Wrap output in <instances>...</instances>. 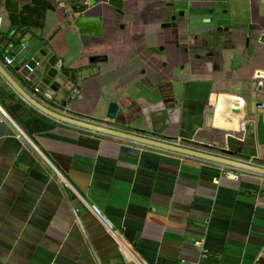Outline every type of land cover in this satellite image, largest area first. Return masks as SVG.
<instances>
[{
  "label": "crops",
  "instance_id": "crops-1",
  "mask_svg": "<svg viewBox=\"0 0 264 264\" xmlns=\"http://www.w3.org/2000/svg\"><path fill=\"white\" fill-rule=\"evenodd\" d=\"M50 1L57 11L48 12L43 33L54 36L66 66L74 67L78 58L85 62L98 49L109 56L89 77L82 98L68 105L70 115L215 154L246 153L249 162L264 157V125L254 121L264 112L256 105L264 103V50L254 36L259 30L251 45L261 55L250 56L247 68L226 76L203 69V77L191 78L184 101L164 106L150 101L156 99L154 91L144 89L150 98L141 97L135 73L143 62L133 54L136 36L155 34L152 13L165 10L158 8L160 0H134L136 14L130 0H124L123 14L105 0H95L94 13L104 17L102 38L72 30L65 16L73 0ZM4 2L0 0L3 17ZM202 4L201 16L217 25H234L231 38L238 49H244V25L237 21L251 26L264 19V0ZM4 21L2 62L13 57L10 44L23 31L13 32ZM202 26H188L189 40L200 31L212 41L211 25ZM72 33L78 36L75 44ZM98 42L100 46L92 45ZM246 76L256 79L253 104L246 89L230 91L248 101L246 118L232 123L217 119L211 95L224 92L225 78ZM12 92L0 75V264H264V177L92 134L41 114ZM111 99L121 106L116 122L105 119ZM19 130L24 137H18Z\"/></svg>",
  "mask_w": 264,
  "mask_h": 264
},
{
  "label": "water",
  "instance_id": "water-1",
  "mask_svg": "<svg viewBox=\"0 0 264 264\" xmlns=\"http://www.w3.org/2000/svg\"><path fill=\"white\" fill-rule=\"evenodd\" d=\"M105 1L114 7L117 12L121 11L124 4V0ZM94 8L96 7L94 6L83 12H76V9H74L76 13L74 16L72 14L65 16L68 22H72V30L78 29L80 36L103 37L104 17L102 14L93 13ZM3 9L13 32L18 29H22L23 31L18 33L17 37H14V42L10 44V48L14 53V62L10 66L5 67L0 60V75L28 101L31 107L41 114L99 136L136 142L140 145L152 146L201 160L215 162L264 177V157L255 156L254 160L249 162V154L246 153L238 152L235 154V152L229 151V155L227 156L215 154L210 151L191 148L184 144L150 138L137 132L120 130L103 124V122L96 121L95 118H79L64 114L62 110H66L70 102L82 98L85 84L91 75L88 74L85 68L86 63L80 58L76 59L74 67L66 66L65 59L57 54L58 46L54 41V36H47L43 33L47 24L48 12H56L57 6L50 0H29L27 2L5 0ZM202 21L207 24L211 23L212 20L202 16ZM30 28H36L40 31L31 32ZM250 28L260 31V33L254 35L255 41L264 50V26L259 29L255 24H252ZM76 35V33H72L74 44L78 42V36ZM92 45L100 46L101 42L93 43ZM252 48V56L259 57L261 55L260 51L254 50V47ZM224 56L228 65L230 63V70L237 72L243 60L242 54L233 52L230 55V53L226 52ZM108 60V55L98 54L92 56L89 62L102 63L108 62ZM233 80H235V83H233ZM255 80V78L251 79V83L246 85L241 79L226 78L223 87L224 92H214L210 98V102L217 107V119L226 123H232L234 119L244 120L246 118L248 114L246 110L248 101L253 104L256 99L254 98V91L252 89ZM259 87L261 90L263 89L262 81ZM236 88L237 90L240 89L241 92H244L245 89L247 90L245 96L248 97V101L243 96L230 92ZM36 89H38L37 95L45 97L55 105H47L34 96L33 92ZM105 93V95L109 96L111 92L106 91ZM102 99H105L104 94L102 95ZM259 103L257 101L256 105ZM120 109L121 106L118 101L113 99L108 100L105 119L116 122ZM254 121L264 125V112L260 115L258 114Z\"/></svg>",
  "mask_w": 264,
  "mask_h": 264
},
{
  "label": "flooded vegetation",
  "instance_id": "flooded-vegetation-1",
  "mask_svg": "<svg viewBox=\"0 0 264 264\" xmlns=\"http://www.w3.org/2000/svg\"><path fill=\"white\" fill-rule=\"evenodd\" d=\"M160 3L158 8L163 7L165 10L161 12L155 10L152 13L154 23H156L155 34L145 35L146 41H143L144 38H141V35L136 36V47L133 54L134 58L143 62V65L135 73V86L143 91L141 93L142 98H150L144 90L148 89L156 93L157 100L151 98L152 103L158 101L165 106L169 101H173L174 104L182 99L184 101L186 99V89L192 85L191 78L193 76L203 77L201 73L203 69H207L212 74L219 72L224 76L231 71L230 63L228 65L225 60L224 55L226 52L230 55L232 51L242 54L243 60L238 72L247 68L248 58L253 54L251 42L252 35L255 32L254 29L250 28V24L247 25L243 21H237L239 24L244 25V30L240 34L244 38V49H238L231 38L234 25H217L213 22L203 23L200 15L203 0H160ZM130 4L132 13L136 14V8H133L135 1L130 0ZM95 5V0L93 2L73 0L67 15L72 14L74 16L76 14L74 9H76V12H83ZM95 10L96 8L93 11ZM118 13H124L123 7ZM161 14L164 15V19L159 20L158 16ZM133 16L131 15L132 18ZM198 20L200 22H197ZM203 24L211 25L212 41L201 36L200 33L202 34V32L200 31L194 32L189 40L188 26L191 25L192 28L196 27L201 30ZM254 24L260 29L264 26V19L260 18ZM123 28L124 25L121 26L122 30ZM159 39L163 42L160 43ZM147 41L148 43H146ZM86 46L92 47L90 43H87ZM99 48L103 49V47ZM104 48L108 49L107 47ZM97 51L87 56L85 60V68L90 75L98 73L102 69L101 64L103 63H90L91 57L98 54L108 55L107 50L103 52L98 49ZM241 80L246 85L251 83L250 76L242 77ZM179 88L184 89L181 94L178 92Z\"/></svg>",
  "mask_w": 264,
  "mask_h": 264
},
{
  "label": "built area",
  "instance_id": "built-area-1",
  "mask_svg": "<svg viewBox=\"0 0 264 264\" xmlns=\"http://www.w3.org/2000/svg\"><path fill=\"white\" fill-rule=\"evenodd\" d=\"M2 23H3V16L0 14V31H1V29H2ZM14 62V57H10V56H6L5 57V60L2 62L3 63V65L5 66V67H8L10 64H12ZM10 86V85H9ZM11 88H12V86H10ZM13 89V88H12ZM14 90V92L19 96V98L22 100V101H24V102H26L27 104H29L28 103V101L21 95V94H19L15 89H13ZM37 92H38V89H36L34 92H33V95L34 96H36L37 98H38V96H37ZM40 101H42V99H40V98H38ZM30 105V104H29ZM258 108H261V109H263L264 108V103H259L258 104ZM57 110V109H56ZM62 112L64 113V114H67V115H70V113H68V111L67 110H62ZM5 115H6V113H5ZM103 124H106V123H103ZM92 134H95V133H92ZM24 133H23V131H21V130H19V133H18V137L19 138H22V137H24ZM97 135V134H96ZM132 143H136V142H132ZM136 144H138V143H136ZM178 144H181V143H178ZM94 211L97 213V214H99V210L96 208V207H94ZM108 227H111L110 226V224L108 223ZM144 264H148V263H144Z\"/></svg>",
  "mask_w": 264,
  "mask_h": 264
},
{
  "label": "rangeland",
  "instance_id": "rangeland-1",
  "mask_svg": "<svg viewBox=\"0 0 264 264\" xmlns=\"http://www.w3.org/2000/svg\"><path fill=\"white\" fill-rule=\"evenodd\" d=\"M4 17H5V13H3ZM6 22H7V18L5 17V21H4V24L6 25Z\"/></svg>",
  "mask_w": 264,
  "mask_h": 264
},
{
  "label": "trees",
  "instance_id": "trees-1",
  "mask_svg": "<svg viewBox=\"0 0 264 264\" xmlns=\"http://www.w3.org/2000/svg\"><path fill=\"white\" fill-rule=\"evenodd\" d=\"M14 95L16 94V93H14V92H12Z\"/></svg>",
  "mask_w": 264,
  "mask_h": 264
}]
</instances>
